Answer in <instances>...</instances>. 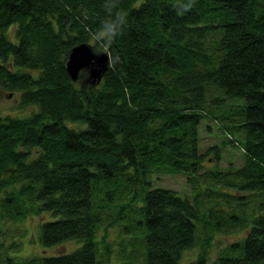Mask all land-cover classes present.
Wrapping results in <instances>:
<instances>
[{"label":"trees","instance_id":"obj_1","mask_svg":"<svg viewBox=\"0 0 264 264\" xmlns=\"http://www.w3.org/2000/svg\"><path fill=\"white\" fill-rule=\"evenodd\" d=\"M102 3L0 0V89L35 108L0 112V222L47 212L42 246L81 241L23 255L0 229V264H100L98 229L123 218L121 230L144 231L145 264L180 262L197 241L194 219L210 230L190 264H264V0H196L182 15L172 0H120L128 24L106 50L112 66L95 86L85 71L74 82L70 48L89 43L105 19ZM224 103L229 116L206 111ZM202 117L238 146L241 165L204 163L223 148L200 150ZM175 173L192 199L154 184ZM223 226L245 233L209 261L211 230Z\"/></svg>","mask_w":264,"mask_h":264},{"label":"rangeland","instance_id":"obj_2","mask_svg":"<svg viewBox=\"0 0 264 264\" xmlns=\"http://www.w3.org/2000/svg\"><path fill=\"white\" fill-rule=\"evenodd\" d=\"M12 31H14V28L10 31L12 34ZM90 44V39H89ZM99 51H105L103 49L97 48V52ZM84 73V71H81ZM80 72V73H81ZM75 82H79V79ZM10 92L3 91L0 89V112L2 114H11L12 116H18V117H24L29 114H32L35 112V108L31 105H21L20 101V92H15L9 95ZM230 99V98H227ZM237 100H241L239 98H236ZM225 104V103H224ZM227 104L224 105L223 108H215L214 106L208 107L206 111L208 112H214L219 115L221 112L224 113L225 110H227ZM224 111V112H223ZM211 112V113H212ZM213 114V113H212ZM226 115H230L228 113V110L225 112ZM226 119H223L225 121ZM230 120V118H229ZM217 122L221 123V119L219 120L217 118ZM212 126L210 130L207 126ZM218 124L215 123L212 120L208 121L206 117H202L200 119L199 125H198V134H199V147L200 150L206 151L210 149V146L213 144H217L218 141L220 142L218 145L223 148L225 152H221L220 154H223L222 157L219 158L216 157V155L213 152H209L208 155L204 159V163L210 167H212L214 164H218L220 168H227L228 160H231V163H233L235 166H239L242 164L243 157L242 155H239L240 152L239 148L235 144L229 143L227 139H225V135L223 133H220L218 130ZM69 126L72 127H80V124L75 123H69ZM186 176L182 174H161L160 179L155 181V185H160L163 187L173 188L175 190H178L180 195L183 194V190L188 193L189 197L192 199V193L189 191L190 187L186 185L185 182ZM20 185L17 184L16 187H19ZM204 184H200V189H203ZM196 190V189H195ZM231 191H234L233 189H230ZM259 197V195H258ZM264 199V197L262 198ZM212 199H205L204 203L201 205V211L204 209H207V205L211 203ZM218 201L220 205L228 206L230 204L229 202L224 201L223 198L218 197ZM233 205V204H230ZM253 206L251 204H246L244 206V213H250L252 211ZM236 211H239V209L236 207ZM49 213L44 212L40 215L36 214H27L26 217L20 219L17 222H11L8 220H3L0 222V229L3 231V236L8 241L11 240H17L20 241L18 254L23 255H30V254H40V253H50V254H57L61 252H67L72 250L74 247H77L78 244L81 242L76 239H68L64 240L62 242L56 243L54 245L45 247L42 246L39 242V236H37V228H39V224L46 220L48 217L51 218L52 215H48ZM249 216V215H248ZM196 224V238L197 241L195 242V245L190 247L189 249H186L185 252H183L182 256L180 257V262L177 264H190L192 262V259L195 258L198 252L202 251L203 249V241L206 239L205 236L209 232V228H207L206 225H204L203 222L199 221L198 219H194ZM119 224H114L111 226H107L108 223H105L103 225H100L98 229V235L97 238L99 239L100 250L99 253L102 258V261L100 264H123L124 260H131L136 263L145 264L146 263V257H145V246L144 241L140 239L142 234L144 233L143 230H133L131 231H123L121 230L120 225L126 224L128 221H126L125 218L119 219L117 221ZM246 222H249V218ZM245 233V228L243 227H232L228 229L227 226H223L222 229L216 228L215 230H211L212 237L210 238V243L205 247L206 256L211 261V258H213L219 250H221L222 247L227 246L228 243L237 241V239L241 238ZM6 242V241H5ZM109 244L110 252L109 254L106 253L105 245Z\"/></svg>","mask_w":264,"mask_h":264},{"label":"clouds","instance_id":"obj_3","mask_svg":"<svg viewBox=\"0 0 264 264\" xmlns=\"http://www.w3.org/2000/svg\"><path fill=\"white\" fill-rule=\"evenodd\" d=\"M196 0H172L174 8L178 9L177 14L182 15L191 10L195 5ZM120 0H103L101 5L105 19L101 22L100 27L90 33V47L93 48V52L96 55L97 47L107 50L112 46L118 36L122 34L125 26L128 24V13L119 8ZM139 3L134 4L133 7H139ZM112 58H109V67L112 66ZM82 71H88L84 69Z\"/></svg>","mask_w":264,"mask_h":264},{"label":"water","instance_id":"obj_4","mask_svg":"<svg viewBox=\"0 0 264 264\" xmlns=\"http://www.w3.org/2000/svg\"><path fill=\"white\" fill-rule=\"evenodd\" d=\"M99 55L94 54L93 48L87 42H80L70 48L68 60H66L67 73L72 78V81L79 79V74L82 70L87 73L89 83L92 86L97 85L103 75L110 68L109 58L111 57L106 51H99Z\"/></svg>","mask_w":264,"mask_h":264}]
</instances>
